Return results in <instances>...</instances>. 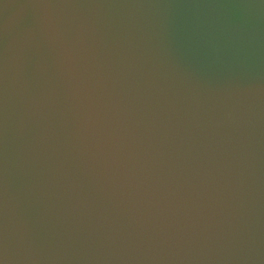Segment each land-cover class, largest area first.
I'll use <instances>...</instances> for the list:
<instances>
[{
	"label": "clouds",
	"instance_id": "1",
	"mask_svg": "<svg viewBox=\"0 0 264 264\" xmlns=\"http://www.w3.org/2000/svg\"><path fill=\"white\" fill-rule=\"evenodd\" d=\"M0 264H264V0H0Z\"/></svg>",
	"mask_w": 264,
	"mask_h": 264
}]
</instances>
